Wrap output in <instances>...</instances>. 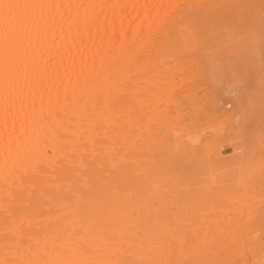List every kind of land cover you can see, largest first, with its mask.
I'll return each mask as SVG.
<instances>
[{
	"label": "bare ground",
	"instance_id": "obj_1",
	"mask_svg": "<svg viewBox=\"0 0 264 264\" xmlns=\"http://www.w3.org/2000/svg\"><path fill=\"white\" fill-rule=\"evenodd\" d=\"M213 2L0 0V264L190 258L170 244L177 233L160 189L150 191L153 208L146 192L140 200L89 187L94 169L147 173L144 151L167 141L169 102L182 90L166 68L147 75L150 54L186 14ZM41 186L44 214L28 209Z\"/></svg>",
	"mask_w": 264,
	"mask_h": 264
},
{
	"label": "rangeland",
	"instance_id": "obj_2",
	"mask_svg": "<svg viewBox=\"0 0 264 264\" xmlns=\"http://www.w3.org/2000/svg\"><path fill=\"white\" fill-rule=\"evenodd\" d=\"M150 58L148 76L166 68L182 85L167 109V141L147 146L144 176L94 169L89 188L140 200L146 192L153 205L150 191L160 189L177 233L170 244L190 256L184 264H264V0L202 4ZM180 135L195 142H170ZM43 188L28 208L40 214L49 208Z\"/></svg>",
	"mask_w": 264,
	"mask_h": 264
}]
</instances>
